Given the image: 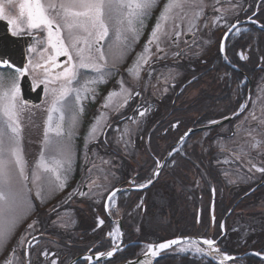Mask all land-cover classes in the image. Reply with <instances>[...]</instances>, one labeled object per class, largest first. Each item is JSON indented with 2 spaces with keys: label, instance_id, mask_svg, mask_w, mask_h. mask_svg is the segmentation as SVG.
I'll return each mask as SVG.
<instances>
[{
  "label": "rangeland",
  "instance_id": "obj_1",
  "mask_svg": "<svg viewBox=\"0 0 264 264\" xmlns=\"http://www.w3.org/2000/svg\"><path fill=\"white\" fill-rule=\"evenodd\" d=\"M56 2L58 3L59 0H56ZM187 7L188 6L184 5V12ZM195 9H197V7H195ZM192 16L193 15L191 14H187L186 17L187 19H185L183 23L187 22V20L189 21L190 19H192L193 18ZM203 17L204 18H199L198 20H196L197 22L196 25L207 23V17L205 16ZM177 19H179V17H177ZM198 21L200 22L198 23ZM147 24L150 25L151 23H149L146 17L144 19L143 26L139 28V35ZM137 27H139V25ZM196 30L194 31L196 33L195 35H200L202 39H201V43L197 44V48L193 50V53L195 55L204 57L206 56V53L208 51L207 33H203V30L200 31L198 30L196 31ZM122 35L127 36L126 48H121L120 46L114 43L115 26L114 23L110 22L109 35L108 37H106V44L104 47L106 64L103 61L100 62L103 65L100 71L90 69L91 70L90 72H85L83 70H79L77 72L78 76L76 80H74L75 82L73 81L71 85L72 89L74 90L69 94L68 97L65 98V103H67V107L61 109V111H65V114L63 115L64 117L63 121H68L70 123H73L72 117L74 114L72 112L75 110L76 107L79 106V101H77L76 99L77 91L80 92L81 90H84L85 86H87V88L89 89L92 82H94L95 80L96 82H102L104 78L108 75L111 77L119 78L118 75L122 74L121 73L122 71H120V69L124 66L126 60L124 52L129 51L132 47H134L138 38L137 36L135 39H133L131 33H123ZM164 38H166L165 42H168V38L167 37ZM152 51L154 52L157 51L156 45L153 47ZM217 53H218V48L217 49L214 48L210 52V55L212 57L214 56V54ZM146 56H149V54ZM134 63H132L130 68H133L135 72ZM106 65H109L110 67L106 68ZM201 67L202 65H197V64L189 67L182 65L172 66L167 64H159L150 67L141 81L140 76L142 75L143 70L145 68V65H142V67L139 70V79L134 78V72L133 74H131L130 89L132 93H134L135 90H144L145 94L149 93L148 95L149 97L154 95L156 97L159 96V98H161L163 95L164 96L169 95V97L167 98L163 96L164 104L168 103L167 101L168 98L171 99L172 96L175 95L176 103L174 105L176 108H178L177 115L179 114L178 116H182L185 115L186 114L185 112L188 111L187 110L188 105L189 104L193 105L194 102L191 101L194 99V97L198 95L200 90H204V91L207 90V85L204 84V82L207 81V77L205 79H201V81L199 80V82L196 83L195 82L196 77L191 76L192 71L195 73L196 70H200ZM128 72L129 71H127V73ZM13 73L14 70L12 69H0V78H4L5 80V87L4 89H0V91L7 89L8 85L11 83L10 77L13 75ZM185 73L187 74L185 75ZM192 78H194V81ZM254 78L255 80L253 85L251 83L250 94L248 97L246 92V97H245L246 101L241 105V107L244 106V110L242 111L238 120H236L237 122L235 121L232 125L229 124L226 126L222 124L218 128H215L214 130L199 132L193 134V136L190 138H188L189 136L186 137L188 138V140L182 142L184 144L185 151L180 150L179 152L180 154L189 157L186 159L189 162L198 163V160L202 161L203 159L206 164L208 163V165L211 164L215 166L217 169L215 168L214 171L219 172L221 177V180L220 179L219 180L226 187V189L224 190L225 192H229L231 186L236 185L238 182H243L245 183V185H248V187L253 186L263 174V172L257 171L256 168H263L264 165V161H260L261 158L262 159L264 158V68L262 69L261 72L256 74ZM241 84H244V80L241 83H239L240 86ZM151 102L152 100H149V103ZM203 103L204 104H201L200 110H198L199 113L198 115L204 116L202 117L203 120L205 121V122L203 121L205 123L203 126L214 124L212 123V121L218 122L225 118L231 117L228 115V116H221L217 118L207 119L206 97ZM49 107L50 105L47 108H45L44 111L37 114V117H35L34 114L29 113L25 107L23 112L20 114L19 140H20V148H21V157L25 164V175L29 177L28 181L26 182L23 188V194L27 198L30 207L28 206V204H24L19 207L17 212L9 214L6 217L4 222V227L5 229H11V231L8 235V238L5 241L6 248L4 251H7V247H8L7 243L10 244L12 240L16 238H21L22 236L25 235V233L28 232L32 233L33 232L32 229L34 228V226L38 224L37 222L39 220L42 221L43 219L44 221L46 220L49 221L50 219H53L52 227L67 230L66 233L69 232L74 240H75L74 237H77L78 232H81L83 229L89 230L86 233V235L87 238L90 240V242L87 243H93V246H95L98 242H101L104 239V241H102L100 245L102 247L112 248L118 241L119 236L113 237L110 236L109 233H113L118 228L116 224L117 221H120V223H122V219H123L126 223V228L123 229L124 240H129V239L139 240V242H141L140 251L142 255L144 252L147 251V245L149 244L152 245L160 241L168 240V238L171 239V237L172 238L176 237L178 233H177V229H175L176 226H174V223H176L177 219H180L182 217V213H181L182 210L178 205V201H177L178 194L180 195L183 191H185V189H187V187L188 190L190 189L201 190L200 187L205 186L204 184L205 182L208 187L206 188L204 195L207 193V197L202 198L201 201L198 202L197 209L196 208L193 209L192 208L193 206H191L190 209L192 210V213L196 215V217L197 216L200 217L201 215L204 216V212L206 211V216L208 218L206 217L203 220V222L207 220V226L204 227L203 223L197 225L199 229L198 232L204 233L203 236L199 237L201 241L205 238H211V239L218 238V230H216V228H213V226H215V223L213 221L215 219L214 214H216V212L214 211L213 207L209 208L210 199L213 194L214 196L217 195L216 193L217 190L214 185L213 178L207 176L206 179V177L203 175L205 170L202 168L201 169L199 168L201 172L200 175L199 172L197 171L195 173L193 168L188 170V172L190 173L186 175L183 174V176H186L188 179L186 180L187 182H184L183 179L181 180V185H179L180 189L179 186H175V184L173 183V181H171L170 178L168 179L161 178L162 181H159L158 183H156L155 186L149 189L146 193L147 195L144 198L143 196H141L142 193L140 194L136 193L135 195L128 196L130 192L126 190H122V192H120L121 195L118 194L120 198L116 196L119 198L120 203L117 204L118 198L116 197L113 202L109 203V211L112 213L111 215L112 218L115 220V222L111 223L110 225L108 224L106 218L103 216L100 210L106 193L112 187V183L109 181L108 171L115 169V171L119 170L124 174V170H126V172L130 170L129 173L131 174V176L129 178H131L133 175L136 174L139 175L142 171L146 170L144 172L148 174L149 178H151L154 177V173L156 170L155 168L156 165L151 160H147L146 156L144 155L147 152L146 141L144 140L145 134L143 133L142 130L136 129L134 124L131 125L132 167L128 169V167L124 166V163H121L120 161L110 162L108 158L98 156V162L96 163L98 167L95 168L94 172L98 176V180L100 183H95V185L93 186L94 188L90 191V193L86 194L83 198L75 199L73 201V203L74 202L82 203L85 202V200L89 196L96 197L95 199L96 201L92 203L94 205L90 206L89 213L91 214L89 215V217L93 219V221L95 220V224H100L99 223L100 220H103V222L105 221V227L102 228L101 233L94 232L93 228L89 226L88 221L85 222L83 220L84 222H80L82 220H80V218L76 216L75 212L69 210L71 206L68 205L62 207L57 206L63 202L64 194L67 188L66 187L67 183L73 177V171L75 165V162L73 160L75 156H73V154L75 153L76 147L68 142L69 137L71 135V131L68 129H64L63 131H61L60 136H57L55 131H49L47 134V138L45 137V130L46 128L49 127V122H48L49 114H51L52 116L51 126L53 129L55 128L57 123L62 122L60 120V116L62 115V113L61 114L59 113L61 111L49 113L48 111ZM226 107L227 106L222 107L218 105L213 110L222 111L225 113L224 109ZM241 107H239V110L241 109ZM40 108H42V106ZM193 115L195 114L194 113L191 114V116ZM253 115L256 117V119L252 118ZM0 129H3L5 131L6 134L5 146L7 147L9 146L7 141V136L12 135V133L11 130L8 129L6 126V117L3 116L2 112H0ZM187 129L185 128L183 132ZM169 131L170 133L167 134V137L170 141H174V142L183 134V132H179V131L174 132L175 130H169ZM249 131H251V135H249ZM62 132L64 135H62ZM140 135H142V138L144 139L141 140L140 142H137V139L138 137H140ZM63 136H66L68 141L65 140ZM134 136L136 137V141H135L136 144L133 141ZM253 137H255V140L260 141L259 146L255 148L251 146L255 142L253 140ZM160 144H162V142H160L158 145ZM65 146L71 149L70 152L71 172L68 174L66 186L63 190L50 191V189H55V185L57 184V181L53 174L46 173L42 168L39 167L41 157L43 156L44 161L49 165H51L53 159H62V158L67 159V157H62L59 151L61 148H64ZM80 147L82 153L83 154L86 153V149H88V146L84 145ZM241 149H243V151ZM123 151L124 150H121V152ZM164 155L162 157H164ZM237 156L242 157L244 159V162H246L245 166L247 168L248 174L244 175L243 177L241 176L242 173L241 174L239 173V168H238L239 166L238 164L241 163L242 161L239 160ZM105 161H107V163H105ZM175 161L178 163V167L180 170L179 157H176ZM167 162H168L167 167L164 168L162 174L165 172L166 168L167 170H169L170 167L172 166L173 161L171 159H169ZM204 164H202V166H204ZM253 165H255V167H253ZM67 166H68L67 163H65V168H67ZM199 166L200 165L198 163L197 167ZM34 173L40 177V179L37 181L35 186L32 183V177ZM129 173H127V175ZM179 173L181 172L179 171ZM194 173L195 175L192 177L191 174ZM61 175L62 176L64 175L63 169H61ZM165 179L167 182H163V180ZM18 181H19L18 168H14V175L12 178V183L14 187L18 186ZM115 182L118 183L119 179L115 178ZM141 182L142 180L131 179V181L125 183V186L121 189L129 188V187H140V185L145 184V183L142 184ZM182 183L186 184L187 187H182ZM191 183L195 184L194 186L192 185L193 186L192 188L189 186ZM201 183L203 184L201 185ZM96 184L100 185V187H97ZM164 184H167L168 189L161 191L162 186ZM40 185H43V191L41 192V197L44 201L43 203L41 197H37L36 194ZM234 190L235 189L231 188L232 192H234ZM224 191H222L221 188L219 189L218 194L222 195ZM255 191L253 194H255ZM101 193H103V197L100 195ZM227 194L229 195L230 193ZM263 194L264 193H262V195ZM262 195L256 194L253 197H249L248 199H246L243 205L237 208L234 214L232 215L234 216V221H232L233 219L231 220L229 219L228 221L229 223L227 224V226L223 222L220 223L219 231L226 233V236L223 237V241H225L226 243L224 242L222 246L219 245L215 246L216 248L219 249V253H222L224 255L227 254L224 252L225 249L231 252L232 254H236L240 252L243 253L244 250L251 252L252 251L251 247L254 246V242L264 241V204L262 203L264 197ZM124 199L127 202L126 204L123 203ZM250 203H254L255 205L258 206H255V208H250L248 206ZM56 206L57 209L51 213L49 210L54 209ZM20 217L23 218L20 219ZM89 217L88 219H90ZM210 218L214 223V224L212 223L211 227L209 225ZM235 218L237 219V221H235ZM81 223H84L85 225ZM29 224L34 225L31 228V230H29L28 227ZM61 225H65V226L62 227ZM122 227H123V223H122ZM75 229L77 230L75 231ZM233 231H236L234 236H233ZM152 232H154L157 236H153ZM150 233L152 234L150 235ZM50 238L52 239L51 236ZM81 238L86 240V236ZM55 241L57 243L54 242L55 244L51 245V247L54 250L59 251L66 249V247L62 245V238L56 239ZM196 246L203 248L204 251L206 252L209 251L207 245L203 244ZM181 247H184V245H181L178 248H174L173 249L174 252L188 253L197 257L198 256L205 257L204 253H196L195 248H191L187 251H180ZM220 248H222L224 251H221ZM4 251L0 254L4 255L5 253ZM69 255H71V253H69ZM69 255L66 258L67 260H64L65 258L64 259L60 258L61 260L60 264H68V262L72 260L69 259ZM212 258H214L217 261L216 257H212ZM224 264H244V262H241L239 260L238 261L233 260V261H226ZM263 264H264V260H263Z\"/></svg>",
  "mask_w": 264,
  "mask_h": 264
},
{
  "label": "flooded vegetation",
  "instance_id": "obj_2",
  "mask_svg": "<svg viewBox=\"0 0 264 264\" xmlns=\"http://www.w3.org/2000/svg\"><path fill=\"white\" fill-rule=\"evenodd\" d=\"M42 2L47 3L48 0H42ZM167 2L168 0H158L157 6L154 7L152 10H150V12L148 13L147 19L149 23L151 24L150 25L147 24L142 30V32H140V35L138 36L134 47H132L129 51L124 52L126 60H125L124 66L120 69V71H122L121 72L122 74L118 75L119 78L111 77L108 75L104 78L102 82H96L95 80L94 81L95 83H92L90 85L89 91L86 92L84 90H81L80 91L81 99L79 100V106L76 107L75 110L72 112L77 117L75 124L70 123L68 121H62L60 123L61 131H63L64 129H68L71 131L69 141L66 136H63V138L67 140L69 143H71L73 146H75L76 150H75V153L73 154V156H75V158L73 159L75 162L73 177L67 183V186H66L67 188L64 194L63 202L57 206H60V207L67 206V205L71 206L69 210L75 212L76 216H78L80 220H82L80 222L88 221L89 226H91V228H93V231L96 233H101L102 228L105 227V221L103 222L102 225L95 224V220L93 221V219L89 217V215L91 214L89 213L90 206L94 205L92 203L96 201L95 200L96 197L89 196L85 200V202H82V203H75V202L73 203V201L75 199H81L86 194L90 193V191L94 188L93 186L95 185L93 184L90 190L89 184L92 183V181H95V183H100L98 180V176L94 172L95 168L98 167L96 164L98 162V156L106 157L109 159L110 162L120 161L121 163H124V166H127L128 169L132 167V163H131V158H132L131 157V153H132L131 129L132 127L131 125L134 124L136 129L142 130L143 133L145 134V137H144L145 139L142 138V135H140V137H138L137 139V142H140L143 139L146 141L147 152L144 155L146 156L147 160H151L156 165L155 168H157V162H159L160 164V168L158 171L159 174L156 176V178L154 177L149 178L148 174L144 172L146 170H144L139 175L136 174V175H133L131 178H129L131 176V174L129 173L130 170H128V172L124 170V174L119 170L115 171V169L108 171L109 181L112 183V187L106 193L100 210L103 216L106 218L109 225L115 222V220L112 218V215H111L112 213L109 211V203L107 205V211L109 215L106 213L105 208H104L105 198L109 194L110 191H112L113 189L117 187L123 188L125 186V183H127L128 181L130 182L131 179L132 180L134 179L142 180L141 183L142 184L145 183L146 185H148L149 183L147 182L150 179H152L151 183L145 189L141 191H128L130 193L131 192L142 193L141 196H143V198L147 195L146 193L149 189L155 186L156 183H158L159 181H162L161 178H166V179L170 178L171 181H173V183L175 184V186L181 185V182L178 179L180 174L186 175L190 173L186 170L180 171L178 167V163L175 161L176 157H179V161L181 158L182 159L189 158L186 155H182L179 153L180 150L185 151V147L182 142L183 141L185 142L186 140H188V138L192 137L193 134L207 131V129L196 131L190 134L191 136L190 135L189 137L187 136L188 138H185L181 142L182 144L180 143L178 146H175V143L178 141V139L181 136L175 142L170 141L167 137V134L170 133L169 130H175L174 132L176 131L180 132V128L184 129V127H186V129L190 127H192L193 129L203 127V125L205 124L204 123L205 121L203 123L201 122V123L196 124L195 123L196 118H197L196 112L191 110L189 107L187 109L188 111L185 112L187 113V115L178 116L179 115V114L177 115L178 108H176L174 105L176 103L175 95H173L172 98L170 97L171 99L169 98L167 99L169 103V104L167 103L168 104L167 106V104L163 103L164 95L161 98H159V96L156 97L153 94H152L153 96L149 97L148 96L149 93L145 94L144 90H135V92L132 93L130 89L131 74L129 72L127 73L132 63L136 62L137 58L142 53L144 55L149 54V57H150L149 63L143 64L145 65V68L143 70L142 75L140 76V80L142 81L148 69L155 65L167 64V65H172V66L182 65V66H188V67L196 65V64L204 65V66L208 65L209 70L214 69V71H216L218 70L217 68L218 66L227 65L230 67V65L236 66L238 64L250 63L249 61L250 57L248 53L249 50L264 47V31L258 29V26H261L264 28V0H221L219 4H215V0H205V4L207 5V7L204 8L203 16L207 17V23L200 24V25L197 24V30L198 31L203 30V33H207V50L208 51L206 53V56L202 57V56L195 55L193 53V50L197 48V44L201 43L202 38L200 35H195L196 34L195 32L193 34L187 31L188 20L185 23L182 22L181 29L183 30V34L180 36L179 40H177L175 43H172L170 39H168V42H165L166 38L161 37V40H163L161 44L164 45V46L163 45L161 46L164 47L163 49L165 50V52L157 53V51L155 52L152 51L153 47L155 46V44H153L150 46L149 52L144 53L145 45L148 43L150 34L155 24L157 23V19L161 11L164 8V4ZM0 3L4 5L6 13L18 15L19 0H12L11 4L8 2V0H0ZM214 4L216 8H221L222 12L214 11L213 10ZM185 5L188 6L185 9V13L187 14L194 15V13L198 10V9H195V6H193L192 4H185ZM222 13H223L222 18L216 19V18L221 17ZM203 16L201 18H204ZM242 20H247V22L235 28L231 32V34L228 36L225 42L226 59H222L219 56V46H220L222 35L233 23H236ZM199 22L200 21H198V23ZM0 24H1V27L3 28L4 26L7 29V32L11 35V33L8 30L9 26L7 24V21L2 20L0 21ZM204 25H207V27H205ZM25 28H26V25H25ZM167 28L168 26H165L166 30ZM61 31H62V36L65 38V43L67 44L68 43L67 31L63 29V27ZM22 35H29V34H22ZM29 36H32V39L29 40L26 50H25L26 63L31 58L39 59V53L46 46V44L37 43V41L46 42L47 33L46 31H42V30H32ZM105 44H106V38L101 42V46L103 47V49L105 47ZM30 47L36 48L37 51L29 52L28 49ZM78 47H84V45L80 44L78 45ZM214 48L216 49L218 48V53L214 54V56L211 57L210 52ZM173 53H180V55L174 56ZM241 54H243L246 57V59H241ZM158 56L160 58H157ZM60 62H64L65 66H67V63H66L67 57H60ZM257 64L259 66L264 65V56L259 58ZM108 67L110 66L106 65V68ZM3 69H12L15 71V69L8 68V67H5ZM90 69L92 68H78L77 72L79 70L90 72L91 71ZM54 71L59 72V71H62V69H55ZM191 73H194V72L192 71ZM186 74L187 73H185V75ZM27 77L30 81L32 91H35L38 87H41V103L34 106L33 104L31 105L29 103H26L23 100L25 104V108L28 110V112L34 114V116L37 117V114L44 111L45 108H47L50 105V101L52 99L50 89L58 87V84H51L49 85L48 90H46L43 84L34 86V81L31 75H27ZM121 82L122 83L124 82L123 85L126 88H128V90L132 93L130 98H128L126 104L124 102L123 95H115V96H112L110 100L108 99L110 93H120L121 92L120 90ZM238 86L242 87L243 84H241V86L238 84ZM136 93H139V95H136ZM20 97H21V94H20ZM164 97L167 98L169 97V95L164 96ZM234 99L236 98L234 97ZM149 100H152V102L149 103ZM245 101H246V98L244 101H242L237 106L235 110L229 113V116H232V118L230 121L224 123L223 124L224 126L229 125V124L232 125L236 120H238V118L240 117L242 113V111L239 110V107H241V105ZM105 104H107L108 106L105 107ZM41 106L42 108H40ZM80 109H83V111L81 112ZM140 112H144L145 115L141 117L139 115ZM59 113L60 114L62 113V115H64L65 111H61ZM193 113L195 115L191 116V114ZM94 126L98 129V133H99L95 137L89 135V133L91 132ZM125 127H127L130 130V135L128 136H123ZM211 129H208V130H211ZM62 135H64L63 132H62ZM125 141H127V143H125ZM133 141L135 143L136 141L135 136L133 137ZM160 142H162V144L158 145ZM84 145L88 146V149H86V153L83 154L80 146H84ZM121 150H124V151L121 152ZM90 151H92L93 153ZM163 155L164 157H162ZM159 157H162V158H159ZM237 158L242 161L241 163L238 164L239 165L238 168H239V173L240 174L242 173L241 176L243 177L244 175L248 174L247 168L245 166L246 162H244V159L240 156H237ZM169 159L173 161L172 166L170 167L169 170H167L166 168L165 172L162 174V172L164 171V168L167 167V164H168L167 161ZM260 161H264V158L263 159L261 158ZM94 164L96 165V167L93 166ZM145 167H146V164H145ZM263 168H264V165H263ZM204 170L205 172L203 175L206 177V179H207V176L208 177L218 176L221 180V177L218 171H208L207 170V164L205 165ZM179 171L181 173H179ZM198 172L200 175L201 172L200 171ZM127 173L129 174L127 175ZM195 173L191 174V176L193 177ZM115 178L119 179L118 183L115 182ZM166 179L163 180V182H167ZM220 180L218 182H221ZM202 184L203 183H201V185ZM204 184L205 186L200 187L201 190L194 189L197 192L196 200L190 197L192 195H190L187 198L188 200V204L186 205L187 208L189 207L191 208V206H193L192 207L193 209L194 208L197 209L198 202L201 201L202 198L207 197V193L204 195V192L207 187L206 182ZM263 185H264V172L261 175L260 179H258V181L253 186L248 187V185H245V183L243 182H238L236 185H232L231 188L236 190V191L234 190V192L231 191V188H230V191L228 190L229 192H225L224 190L226 189V187L224 186V184H222L221 186L222 191L225 192V193L224 192L222 193L223 199L225 201L227 200V203H229L228 201H231V200H235V201L232 203V205L229 207L227 212L224 214V216L220 220V223L223 222L227 226V224L229 223L228 222L229 219L230 220L233 219L232 221H234V216L232 215L234 214L235 210L239 208L240 206H242L245 200L248 199L249 197H253L256 194L262 195V193H264V189L259 190V191L258 189L261 188ZM184 187H187V186H184ZM167 189H168L167 184H164L162 186L161 191L167 190ZM179 189H180V186H179ZM187 190H188V187H187ZM194 190L193 189L188 190L189 191L188 195L191 191H194ZM254 191H255V194H253ZM130 193L128 194V196L130 195ZM227 193H230V194L228 195ZM116 196H118V194ZM262 196L264 197V194ZM118 197L120 198V196ZM180 197H181V194L180 195L178 194L177 201H178V205L180 206L182 210L181 206L182 205L184 206L185 203L183 204L180 201ZM119 198L117 199V204L120 203ZM212 198H213V205L211 206ZM184 199H185V196H184ZM262 203L264 204V198H263ZM250 204L248 205L250 208H255V206H258V205H255L254 203H250ZM57 206L54 209H50L49 211L52 213L53 211L57 209ZM226 206H227L226 203H224L225 208ZM211 207H213L215 211L214 194L212 195L210 199L209 208ZM84 213L86 214V217L82 216L84 215ZM88 217L90 219H88ZM203 217L204 216L202 215L200 217L198 216L196 217L195 215L194 224L198 225V224L203 223L204 226H206L205 224H207V220L203 222L204 220ZM214 218L215 219L213 222L215 223L216 214H214ZM183 221H185L184 216H182L180 219H177L176 223H174V226H176L175 229H177V233H178L176 237H197L199 238L200 236L204 235V233H200L197 230L189 234H184V235L180 234L179 230L181 228ZM186 221H188V219H186ZM235 221H237L236 218H235ZM52 222H53V219H50L49 221L39 220L37 222L38 223L37 225L34 223L36 226H34V228L32 229L33 230L32 233L30 232L25 233V235L22 236L21 238H16L12 240L10 244L7 243V246H8L7 251H4L5 252L4 255L0 254V264L4 263L5 258L9 255L12 249L16 250V255L19 256L23 260L24 264H28L29 261H30V264H51L53 260H56L57 264H60L61 263L60 258L62 259L65 258L64 260H67L66 258L69 255L68 250L63 249V250L57 251V250H54L51 247V245L55 244L54 242H56L55 241L56 239H60L64 236L70 237V239L74 242V243H71L70 246L76 250L75 252H78L77 255L75 253L76 256H79V255L91 256V255L99 254L100 252L107 253L108 251H111L115 248L117 242L119 241L120 236H122V243L120 244L119 249L109 259L103 262H100V263L91 262L88 259H83V260L76 262L75 264H118V263H121L127 260H132V259H135L136 257L141 256V251H140L141 242H139V240H132V239L124 240L123 229L126 228V224L124 227H122V223H120V226H121L120 228L118 225V221H117L116 223L117 227L122 233V235H118L119 236L118 241L112 248H106L100 245L101 242L104 241V239L101 242H98L95 246H93V243H87V242H90V240L87 238V235H86V233L89 230L83 229L81 232H78V235L77 237H74L75 238L74 240L69 232L66 233L67 230L52 227L53 226ZM213 222L210 218V222H209L210 227L212 226ZM81 224H84V223H81ZM29 230H31V228H29ZM76 230L77 229H75V231ZM233 232L236 233V231H233ZM50 236L52 237V239L50 238ZM84 236H86V240L81 238ZM225 236H226V233L220 232V234H218V238H214V240L216 241V245L222 246L223 243L225 242L223 241V237ZM176 237H173V238H176ZM22 240L25 242L21 244L20 241ZM97 241H100V240H97ZM137 244H139L137 248V255L131 259L124 258L128 256V249L132 248L133 246H136ZM181 245H177L173 247L171 249L172 253L179 255V256H189L191 258L194 257L197 259L204 258L201 256L197 257V256H194L188 253H179V252L175 253L173 249L178 248ZM197 245H203V244L201 243ZM220 249L221 251H224L222 248ZM251 249H252L251 252L244 250L243 253L240 252L236 254H232L226 249L224 252L229 254V256L231 257H235L234 259L228 260V261H233V260L238 261L239 260L241 262H244V264H247L245 261H242V258L245 256H251L258 260L257 262H253L252 264H263L264 258H262V256H264V241L254 242V246H252ZM43 251H47L49 253L48 258H45L44 256L41 255ZM254 251H256L257 253ZM53 253L55 255H52ZM164 254L165 252H162L158 255V257Z\"/></svg>",
  "mask_w": 264,
  "mask_h": 264
},
{
  "label": "snow or ice",
  "instance_id": "obj_3",
  "mask_svg": "<svg viewBox=\"0 0 264 264\" xmlns=\"http://www.w3.org/2000/svg\"><path fill=\"white\" fill-rule=\"evenodd\" d=\"M11 4L12 0H8ZM221 0H215V4H219ZM158 0H48L47 3L42 0H19L18 3V15L6 13L5 7L0 3V21L6 20L9 26L8 30L13 37H19L22 34H31L32 30L46 31V42L37 41V43L46 44V46L40 51L39 59L31 58L21 68H16L13 75L10 77L11 83L6 90L0 91V112L6 117V126L11 130L12 135L7 136L9 146H5V131L0 129V253L6 248V239L11 229H5L4 222L9 214L17 212L20 206L28 204L27 198L23 194V188L28 181L29 177L25 175V164L21 157L20 148V114L23 112L25 104L20 97L21 88L20 80L26 75H31L34 86L43 84L45 89L48 90L49 85L58 84V87L51 88L52 99L50 101L49 113L61 111L67 107L65 98L74 90L71 85L77 78L78 68H92L96 71H100L103 66L100 62L103 61L106 64V56L101 42L109 35V23H114L115 26V41L114 43L121 48H126L127 36L123 33H131L133 39L139 36V28L143 26L144 19L147 17L150 10L157 6ZM192 4L197 7V11L194 13L193 18L188 21L187 31L194 34V30L197 29L196 20L204 15V8L207 7L205 0H168L164 4V8L161 11L157 23L155 24L148 43L145 45L144 53H148L150 46L155 44L157 53L165 52L160 46L162 43L161 37H167L175 43L179 40L183 34L181 29V23L186 19L187 13L184 12V5ZM213 5V10L216 12H222L221 8H216ZM221 17L216 18L220 19ZM179 17V19H177ZM26 25V28H25ZM139 25V27H137ZM165 25H168L167 30ZM207 27V25H204ZM67 31L68 43H65V38L62 36L61 29ZM83 44L84 47H78ZM50 50V51H49ZM223 45L221 51H224ZM29 52H36L37 49L30 47ZM174 56H179L180 53H173ZM60 57H67V66L64 62H60ZM157 58H160L159 56ZM149 56L143 53L137 58L134 63V69L130 68L128 71L130 74L134 72V78L139 79V70L143 64L149 63ZM241 59L246 57L241 54ZM0 66L12 68L13 65L9 63L3 55H0ZM55 69H62V71L55 72ZM95 83V82H92ZM5 80L0 78V89H4ZM84 91H89L85 86ZM131 92L124 87L121 83L120 93H110L108 99L112 96L123 95L124 102L127 103L128 98L131 96ZM139 95V93H136ZM77 101L81 99L80 92L77 91ZM108 105L105 104V107ZM241 111L244 110V106L241 107ZM82 112L83 109H80ZM139 115L143 117L144 112H140ZM253 119L256 117L253 115ZM63 115L60 116V120L63 121ZM76 115H73L72 120L75 124ZM247 119V118H245ZM52 116L49 114L48 122L49 127L45 130V137L49 131H55L57 136L61 135V124L57 123L53 129L51 126ZM217 123V121H212ZM98 129L94 126L89 133L90 136H97ZM130 135V130L125 127L123 136ZM235 135V134H234ZM251 135V131H249ZM123 138V137H121ZM184 137H181L183 140ZM251 146L253 148L259 146L260 141L255 140ZM119 142V140H118ZM127 143V141H125ZM243 151V149H241ZM62 157L67 159H53L51 165L44 161L43 156L39 167L46 173H51L55 176L57 184L53 190H63L66 186L68 174L71 172L70 152L71 149L67 146L60 150ZM246 154V153H245ZM171 155V153H170ZM14 158V159H13ZM67 163V168H65ZM107 163V161H105ZM96 167V165H93ZM157 167H160L157 162ZM255 167V165H253ZM14 168H18V186L14 187L12 178L14 175ZM61 169L64 170V175H61ZM257 171L264 172V168H256ZM91 171V170H89ZM158 175V171L156 172ZM106 178V177H105ZM40 179L35 173L32 177V183L35 186ZM147 183H151L149 180ZM95 184V181L89 184V188ZM97 187L100 185L96 184ZM146 184L140 185L145 187ZM43 191V185H40L37 190V197H41ZM107 191V189H106ZM119 190H112L107 195L106 199L109 203L115 200L117 192ZM103 197V193L100 194ZM42 203L44 202L41 197ZM23 217H20L22 219ZM55 223V222H54ZM99 223L102 225L103 220ZM34 225L29 224L28 227L32 228ZM62 227L65 225H61ZM110 236L122 235L117 228L113 233H109ZM35 239V237H34ZM25 241H20L24 243ZM198 243L207 245L210 252L219 254V249L215 247L216 241L211 238H205L202 241L191 240L182 241L180 239L168 240L156 245H147V254L151 257H157L162 251L172 248L174 245L183 244L184 247L180 248V251H187L191 248H195L196 253H203L204 249L197 247ZM42 256L48 258L49 253L43 251ZM52 255H55L54 253ZM107 255L111 257L113 251L100 252L96 259ZM259 255V254H258ZM85 259L91 260L92 257H85ZM233 257L225 254L220 261V264H224V261L232 260ZM4 264H24L23 260L16 255V250L12 249L9 255L5 258ZM30 264V261L28 262ZM51 264H57L56 260H53Z\"/></svg>",
  "mask_w": 264,
  "mask_h": 264
},
{
  "label": "trees",
  "instance_id": "obj_4",
  "mask_svg": "<svg viewBox=\"0 0 264 264\" xmlns=\"http://www.w3.org/2000/svg\"><path fill=\"white\" fill-rule=\"evenodd\" d=\"M245 46V45H244ZM249 61L250 63H243V64H238L235 67L236 69H233L229 66H218V70L214 71V69L209 70V66H204L202 65L200 70H196L195 73H191V76H195L196 77V83L199 82V80L201 81V79H205L207 77V81L204 82L205 85H207V90H200V92L198 93V95L196 97H194V99L191 102H194L193 105L189 104L188 107L196 112V121L195 123H201L203 122V118L204 116L202 115H198V110H200L201 108V104H204L203 101L205 100V97L207 99V119L210 118H217V117H221V116H228L229 113H231L233 110H235L237 108V106L245 100L246 97V91H247V80L244 79V77H248L253 85L254 80H255V75L258 74L259 72L262 71V69L264 68V65L259 66L258 60L260 57L264 56V47L263 48H258V49H250L249 50ZM244 80V84L242 87H239L238 84L241 83V81ZM194 81V78H193ZM184 84V83H183ZM182 84V85H183ZM198 86V85H197ZM186 87V86H185ZM184 87V88H185ZM206 94H204V92ZM241 91V92H240ZM207 92V93H206ZM218 93V94H216ZM234 97L236 99H234ZM222 106L225 107L227 106L224 110L225 113L222 111H214L213 109L216 108V106ZM205 114V113H202ZM187 115V113L185 114ZM200 120V122L198 121ZM217 127H213L211 130H214ZM186 127H184L185 129ZM183 128L180 129V132H183L184 130ZM198 160V159H197ZM203 159L202 161L198 160L199 163V167H197L198 163H192L189 162L186 159H180L179 161V165H180V171L183 170H190V169H194L195 171H200V169H205V161L203 163ZM195 164V165H194ZM202 164H204V166H202ZM202 166V167H201ZM204 167V168H203ZM200 168V169H199ZM215 166L213 165H208L207 163V170L208 171H214L215 170ZM217 169V168H216ZM213 181H214V185L216 187L217 190V195H215V212H216V220H215V226H213V228H216V230H218V234H220L219 231V223L220 220L222 219V217L224 216V214L227 212V210L229 209V207L232 205V203L235 200H231L228 201L229 203H227V200L225 201L222 197L221 194L219 193V189H221V182L219 181V177L214 176L212 177ZM181 182V180L183 179L184 182H187L186 180L188 179L187 177L183 176L182 174H180L179 178H178ZM194 184L191 183L190 186L193 187ZM187 186L186 184L182 183V187ZM208 187V186H207ZM206 187V188H207ZM264 189V185L258 189L259 190H263ZM188 190L185 189V191H183L181 193V197H180V201L185 205L181 206L182 207V216H184L185 221H183L181 228L179 230V233L184 235V234H189L195 230H199L197 225L194 224V219H195V214L192 213V210L186 207V205L188 204V200L187 198L190 196L193 199L196 200L197 197V192L191 191L188 195ZM140 194L139 192H131L129 196L131 195H135V194ZM187 193V195H186ZM185 199H184V196ZM129 202V201H128ZM123 203L126 204L127 202L125 201V199L123 200ZM224 203H226V208L224 207ZM208 215V213H207ZM83 217H86V214L84 213V215H82ZM206 216V211L204 212V217L203 219H205ZM208 218V217H207ZM186 219H188V221H186ZM44 220V219H43ZM123 223V227L125 226V221L122 220ZM207 226V224H205ZM204 226V227H206ZM153 236H156L154 232ZM150 233V235L152 234ZM146 235V234H145ZM235 235V232H233V236ZM71 243H74L70 237L68 236H64L62 237V245H64L66 247V249L68 250V254L71 253V255H69V259L74 258L78 252H75L76 250L70 246ZM137 244L136 246H133L132 248L128 249V256L124 257L126 259H131L134 258L137 255V248H138ZM76 253V255H75ZM242 261H245L247 264H252L253 262H257L258 260L254 257L251 256H245L242 258ZM154 264H214L211 261L204 259V258H194V257H189V256H179L176 254H173L171 250L169 251H165L164 255H160L159 257H157L154 260Z\"/></svg>",
  "mask_w": 264,
  "mask_h": 264
},
{
  "label": "water",
  "instance_id": "obj_5",
  "mask_svg": "<svg viewBox=\"0 0 264 264\" xmlns=\"http://www.w3.org/2000/svg\"><path fill=\"white\" fill-rule=\"evenodd\" d=\"M246 22H247V20H242V21L233 23L224 32V34H223V36L221 38V41H220V46H219V55H220V57L222 59H226V57H225V52L221 51V46L223 45V47H225V42H226L228 36L231 34V32L235 28H237L240 25L245 24ZM258 29L264 31V28L261 27V26H258ZM31 39H32V36H29V35H21L19 37H13L7 32V29L4 26L2 28L1 24H0V55H3L4 58L7 59L9 61V63H11L13 65V67H12L13 69L21 68V67H23L25 65V63H26L25 50H26V47H27V44H28L29 40H31ZM230 67L233 68V69H236L235 66H231L230 65ZM0 68H4V67L0 66ZM19 84H20V88H21V93L20 94H21L22 100L30 102L33 105L37 104L40 101V99H41V87H38L35 91H32L31 84H30V81H29L27 75L20 80ZM250 87H251V82L247 78V97L250 94ZM231 118H232V116L228 117V118H225V119H223L221 121H218L217 123H214V124H211V125H207V126H203V127H199V128H195V129H188L181 135V137H184V139H185L187 136H189L190 134H192V133H194L196 131L205 130V129L208 130V129H211L213 127L220 126V125L230 121ZM181 137L175 143V146H178L184 140V139L181 140ZM157 171H159L158 167L155 170L154 178H156V176H157V174H156ZM147 186H145V187H129V188H125V189H121L120 187H117V188H115L113 190H117L118 189L119 190L117 192V194H118V193L122 192V190H126V191H141V190L145 189ZM108 203H109V201L105 198L104 208H105V211H106L107 214H108V211H107ZM212 205H213V198H212L211 206ZM229 212H230V210H229ZM118 225L121 228L120 221H118ZM173 239H180L182 241H188V242H190L191 240L200 241V239L197 238V237H176V238H172V239H168V240H173ZM168 240H164V241H161L159 243H163V242H166ZM121 243H122V236H120L119 241L117 242L115 248L113 250H111V251H113V255L117 252V250L119 249V246H120ZM159 243H155V244H152V245H156V244H159ZM198 244H201V243H198ZM175 246H177V245H174L173 247H175ZM169 249H171V248H169ZM169 249H166V250H169ZM166 250H164V251H166ZM164 251H162V252H164ZM97 255L98 254L91 255V256H89V255H79V256L74 257L71 261H69L68 264H75L76 262H78L80 260H83V259H85V257H88V256L92 257V259L89 260L91 262H103V261H105V260L110 258L107 255H105V256L101 257L99 260H97L96 259ZM204 256L207 259H209L210 261H212L214 264H217V262L213 258H211V257H209L207 255H204ZM234 258L235 257H233V259ZM154 259L155 258L151 257L146 252L143 255H141L139 257H136L135 259L127 260V261H124V262H121V263H118V264H141L143 262V260H145V264H153Z\"/></svg>",
  "mask_w": 264,
  "mask_h": 264
},
{
  "label": "bare ground",
  "instance_id": "obj_6",
  "mask_svg": "<svg viewBox=\"0 0 264 264\" xmlns=\"http://www.w3.org/2000/svg\"><path fill=\"white\" fill-rule=\"evenodd\" d=\"M26 103H29V104H31L32 105V103H30V102H27V101H25ZM39 103H41V99H40V101L37 103V104H35L34 106H36V105H38ZM199 247V246H198ZM205 255H207V256H209V257H216L217 258V263L218 264H220V261H221V259L223 258V255L224 254H222V253H219V254H217V253H214V252H210V251H204L203 252ZM156 258V257H155ZM262 258H264V256H262ZM155 260V259H154ZM226 261H224V263H225ZM154 263V262H153ZM141 264H145V260H143V262L141 263Z\"/></svg>",
  "mask_w": 264,
  "mask_h": 264
}]
</instances>
